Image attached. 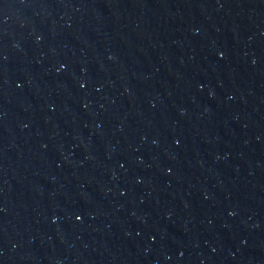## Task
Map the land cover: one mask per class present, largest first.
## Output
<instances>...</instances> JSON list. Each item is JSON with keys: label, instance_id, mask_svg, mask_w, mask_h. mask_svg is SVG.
<instances>
[{"label": "water", "instance_id": "1", "mask_svg": "<svg viewBox=\"0 0 264 264\" xmlns=\"http://www.w3.org/2000/svg\"><path fill=\"white\" fill-rule=\"evenodd\" d=\"M0 264H264V0H0Z\"/></svg>", "mask_w": 264, "mask_h": 264}, {"label": "snow or ice", "instance_id": "2", "mask_svg": "<svg viewBox=\"0 0 264 264\" xmlns=\"http://www.w3.org/2000/svg\"><path fill=\"white\" fill-rule=\"evenodd\" d=\"M77 219H79V217H77Z\"/></svg>", "mask_w": 264, "mask_h": 264}]
</instances>
